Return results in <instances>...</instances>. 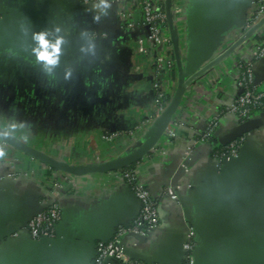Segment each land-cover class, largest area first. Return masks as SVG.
I'll return each mask as SVG.
<instances>
[{
  "label": "crops",
  "instance_id": "obj_1",
  "mask_svg": "<svg viewBox=\"0 0 264 264\" xmlns=\"http://www.w3.org/2000/svg\"><path fill=\"white\" fill-rule=\"evenodd\" d=\"M257 2L180 0L177 40L186 72L237 40L245 20L257 14ZM116 8L82 0H0V18L18 27L59 28L90 42L84 53L46 47L54 58L49 63L38 58L40 45L0 41V119L8 125L7 136L70 164H106L138 148L126 135L114 142L103 138L111 131L134 129L153 107L149 72H134L138 41L149 46L145 28H122ZM140 16L135 8L133 21ZM251 42L253 37L244 46ZM235 60L228 54L186 88L173 115L175 136L162 143L160 154L145 153L139 163L137 179L157 198L159 223L150 236L127 233L122 238L129 256L180 264L187 223L195 230L196 264H264V173H254L264 170V113L244 120L220 115L215 131L220 140L247 134L235 169L258 186L225 185L231 166L220 169L210 144L194 142L209 115L235 96ZM253 70L264 83V56L253 60ZM171 84L175 89L177 76ZM157 119L138 132V144L156 128ZM8 164L20 175L1 183L0 264H93L97 238L111 234L117 224H129L138 212L121 168L88 172L61 180L56 198L61 217L53 237L12 236L44 204L48 181L42 162L7 144L0 176ZM167 186L174 189L176 201L159 194Z\"/></svg>",
  "mask_w": 264,
  "mask_h": 264
},
{
  "label": "built area",
  "instance_id": "obj_2",
  "mask_svg": "<svg viewBox=\"0 0 264 264\" xmlns=\"http://www.w3.org/2000/svg\"><path fill=\"white\" fill-rule=\"evenodd\" d=\"M82 1L84 4L95 3L96 5L116 6L117 15L121 21L122 28L126 30H132L137 25L145 28L146 40L149 46L144 47L143 42L138 41L136 56L139 59V62L134 66V72L137 74L149 72L150 83L154 92L153 107L134 129L128 132L111 131L103 135V138L109 142H114V140H118V138L126 135V137H129L139 147L142 143L138 144V132L164 112L174 91L171 83L173 82L175 61L170 56L173 49L169 29L168 26H164V23L166 22L164 0ZM257 3L259 7L257 14L250 16L245 20L242 26L243 33L264 18V0H258ZM179 7L180 0H171L170 12L176 33V16L179 12ZM135 8H138L141 14L138 21H133V10ZM256 36H258V39L255 38ZM252 37L253 42L250 43L249 47H245L243 44L232 52L236 56L235 67L237 69V77L235 79L237 92L235 96L222 111L209 115L203 131L200 132L199 137L194 140V142H208L210 144L212 156L219 165L224 160H229L238 155L241 147L244 145L247 135L243 133L224 144L218 143V145H221L222 147L215 150L214 148L216 145H212V143L209 142V139L212 136L215 137V131L220 124V115L232 114L242 120L257 116L259 113H264V83L256 80L253 70V60L264 56V24L254 32ZM178 46L180 55H182V49L179 43ZM244 55L249 56L250 58L246 59ZM203 75L199 76L198 79ZM174 136V120L171 119L159 137L157 143L152 145L147 153L155 155L160 154L162 152V143ZM190 150V146H188L185 157ZM144 156L145 155L143 154L138 158V162L134 168L121 169L122 178L138 201V212L129 224H117L112 236L107 240H96L92 259L93 264H113L114 261L116 264H156L147 263L129 256L125 252L122 244V238L127 233L150 236L159 223L157 198L137 179V167L141 160L144 159ZM6 167V172L3 176H0V189L1 183L4 179H16L20 175V173H17L12 169V164H8ZM42 168L46 172V179L48 181V191L45 196V202L41 205L40 210H38L22 228L12 232V236L26 234L31 239L38 240L51 238L55 235L56 226L61 217L56 202L58 190L62 187L61 180L64 179L70 181L73 179V176L51 169L46 164H43ZM159 194L161 196L168 195L175 201L178 198L171 186L163 188ZM185 226V237L181 243L182 262L180 264H196L193 254L196 247L195 230L191 224L185 223Z\"/></svg>",
  "mask_w": 264,
  "mask_h": 264
},
{
  "label": "water",
  "instance_id": "obj_3",
  "mask_svg": "<svg viewBox=\"0 0 264 264\" xmlns=\"http://www.w3.org/2000/svg\"><path fill=\"white\" fill-rule=\"evenodd\" d=\"M171 0H164V8H165V15H166V22L169 29V35L172 43V49L175 59V66H176V75H177V84L176 87L169 99L168 105L166 106L164 112L158 117L157 121L158 124L154 130L150 132V134L146 137L144 142L131 154L115 160L110 163L106 164H99V165H84V164H70L64 160H57L52 158L51 156L39 151L29 148L19 141L3 135L0 132V138L7 141V144L12 146L13 148L24 152L33 158H36L43 164H46L51 169L64 172L70 174L72 176H82L88 172H104L107 170L115 169V168H122L127 166L132 161L138 159L143 154L147 153L148 149L151 147L155 141L159 139L161 134L163 133L165 127L167 126L168 122L173 119V115L176 112L179 104L181 102L182 96L184 91L188 86H190L199 76L203 75L207 70H209L214 64L219 62L221 59L226 57L228 54L232 53L235 49L239 46L243 45L247 39L252 37L254 32L264 24V18L257 22L252 28L248 31L242 33L237 40H235L226 50L219 53L217 56L209 60L208 62L204 63L200 67H194L191 72H186L185 68L183 67V63L181 61V55L178 46L177 40V33L173 27L172 16L170 12ZM43 34L44 39L46 40V45L44 47L64 50L70 53H84L87 52L90 47V42L85 38H80L75 35H71L64 31L63 29H55L53 31H47L42 29H30V28H23L18 27L9 19L0 18V41L6 42L12 46H20V45H27V44H34L40 45L39 40L36 38L37 34ZM243 134V132H239L225 140L217 139L219 144H224L231 139L235 138ZM246 141V140H245ZM245 144V142H244ZM244 145L241 147L238 155L234 158L229 160H224L220 164V169L231 166L230 168V178L227 180L225 185L229 187H241V186H258L259 183L255 180H249L246 176L242 179L240 177V173H238L235 169L240 164V156L243 152ZM233 166V167H232ZM239 170V169H238ZM260 172L261 174L264 173L262 168L256 169L254 173ZM250 172V171H249ZM249 172L247 175H249ZM264 180V179H263ZM41 207H39L29 218L28 220L38 211ZM27 220V221H28ZM26 221V222H27ZM23 227V226H22ZM114 232L111 234L100 236L97 240H107L109 237L112 236ZM21 235V234H20ZM28 236V235H27Z\"/></svg>",
  "mask_w": 264,
  "mask_h": 264
},
{
  "label": "clouds",
  "instance_id": "obj_4",
  "mask_svg": "<svg viewBox=\"0 0 264 264\" xmlns=\"http://www.w3.org/2000/svg\"><path fill=\"white\" fill-rule=\"evenodd\" d=\"M179 14V12H178ZM181 26L183 28V21H181ZM36 38L39 40L40 44H41V50L38 52V58L39 59H44V60H47L49 63L53 62V57L51 55V53H49L47 51V48L44 47L46 45V40L44 39V35L41 33V34H37ZM22 127V125H20ZM0 128H3L5 131L3 133V135H8V131H7V128H8V125L7 123L0 119ZM25 141L27 142V138L25 137L24 138ZM7 147V141L0 138V156H3L5 154V149Z\"/></svg>",
  "mask_w": 264,
  "mask_h": 264
},
{
  "label": "trees",
  "instance_id": "obj_5",
  "mask_svg": "<svg viewBox=\"0 0 264 264\" xmlns=\"http://www.w3.org/2000/svg\"><path fill=\"white\" fill-rule=\"evenodd\" d=\"M164 26H168L166 22L164 23ZM255 38L258 39V36H256ZM170 56H171V58L175 61V59H174V54H173V50L171 51ZM176 76H177V75H176V66H175L174 69H173V77L175 78ZM242 120H244V119H242ZM209 142L212 143V145H216L215 148H214L215 150H217V149H219L220 147H222L221 145H218V141H217L216 137H214V136H212V137L209 139ZM211 154H212V152H211ZM137 162H138V159L132 161V162L129 163L127 166L122 167L121 169H126V168L131 169V168H134V166L137 164ZM121 169H120V170H121ZM113 264H116L115 261L113 262Z\"/></svg>",
  "mask_w": 264,
  "mask_h": 264
}]
</instances>
